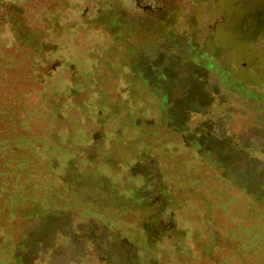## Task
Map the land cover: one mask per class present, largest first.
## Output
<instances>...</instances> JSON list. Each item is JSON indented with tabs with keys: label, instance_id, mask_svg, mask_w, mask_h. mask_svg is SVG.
Here are the masks:
<instances>
[{
	"label": "rangeland",
	"instance_id": "rangeland-1",
	"mask_svg": "<svg viewBox=\"0 0 264 264\" xmlns=\"http://www.w3.org/2000/svg\"><path fill=\"white\" fill-rule=\"evenodd\" d=\"M235 3L0 0V264H264Z\"/></svg>",
	"mask_w": 264,
	"mask_h": 264
},
{
	"label": "trees",
	"instance_id": "trees-1",
	"mask_svg": "<svg viewBox=\"0 0 264 264\" xmlns=\"http://www.w3.org/2000/svg\"><path fill=\"white\" fill-rule=\"evenodd\" d=\"M240 8L242 7L238 3L232 4L229 8L232 10L234 22L232 37H235L238 42L246 41V55L250 57L246 60L248 62V66H246L247 83L263 84L264 67H260V65L264 63V53L258 52L254 43L264 34V0H246V12L241 11ZM208 49L214 56L219 52V49L214 48L213 45L208 46ZM178 113V110L174 111L171 108L169 112L170 119L175 121ZM29 160L25 159L21 162L22 168L26 167Z\"/></svg>",
	"mask_w": 264,
	"mask_h": 264
},
{
	"label": "flooded vegetation",
	"instance_id": "flooded-vegetation-1",
	"mask_svg": "<svg viewBox=\"0 0 264 264\" xmlns=\"http://www.w3.org/2000/svg\"><path fill=\"white\" fill-rule=\"evenodd\" d=\"M149 166V165H148ZM148 166H146V167H144V169H142V171H141V174L139 175V177L140 176H143V174H145L144 172H146L148 169H149V167ZM144 170H146V171H144ZM150 170L152 171V169H149V172H150ZM138 176V175H137ZM147 183H149V186H148V184L147 185H145L146 187H144L145 189V192L143 193V194H140L139 193V191L137 192L138 193V195L140 196V198L142 199V200H144V201H149V202H152V203H155V204H161V203H163V201H160L159 199H160V190L158 189V191L157 190H155L154 192L150 189V185L152 184V181H153V179H152V176H151V174H148L147 175ZM151 182V183H150ZM155 193H157V194H155ZM163 206H164V204H163ZM162 232V231H161ZM109 246H111V243L109 244ZM105 259H111V257L110 256H105Z\"/></svg>",
	"mask_w": 264,
	"mask_h": 264
}]
</instances>
